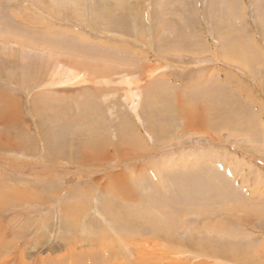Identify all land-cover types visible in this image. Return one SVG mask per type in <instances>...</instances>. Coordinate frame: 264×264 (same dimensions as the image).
<instances>
[{
	"label": "rangeland",
	"instance_id": "obj_1",
	"mask_svg": "<svg viewBox=\"0 0 264 264\" xmlns=\"http://www.w3.org/2000/svg\"><path fill=\"white\" fill-rule=\"evenodd\" d=\"M142 1V8L138 10V5L134 0H93L92 11H98L92 13L96 14L99 9H102L104 24L97 21L93 28L94 31H90L83 22L73 16L69 10L71 7L65 11L59 8L50 14L44 7L46 0H0V34L3 36V39H0V45L4 44L3 47L7 54L12 48L10 49L12 57H6V54L0 52V93L8 94L11 98L17 99L18 103L20 102L18 111L20 118L16 121L19 125L5 126L2 123L0 125V161H2L1 164L6 165L4 171L0 170V179L3 183H0V186L4 187V190L7 188L6 191L12 190L9 187L10 184L24 187L26 190L32 188L37 191L35 196H39L42 198L41 200L47 198V201H51L50 205L49 203L43 205L41 211L37 208L34 209L35 212L29 209L31 214L27 211L28 217L38 216L41 220V227L38 231H35L34 227L29 232L24 230V244L28 245V242L43 234L42 236H45L48 243V245L46 244L47 250H49L47 255L51 264H66L72 255V260L79 256L83 257L82 264H236L229 259L224 247L249 248V257L251 258L248 263L244 264H263L264 229L257 228L256 225L261 222L259 221L261 219L258 216H253V210L249 211L248 209L264 208V144H262L264 142L261 139L264 138V0H230L232 4L230 5L232 13L230 14L227 12L226 6H222L223 0ZM88 7V0H84L83 13L87 20L88 11H90ZM135 18L137 19L135 20ZM27 21L29 22L27 23ZM32 23L35 25H32L31 29ZM37 24L38 26H36ZM136 26L144 33L147 41L151 34L150 27L161 26L163 28V40L158 37L162 34L154 39V52L149 54L143 49L147 45V41L146 43L140 41V44L144 43L142 45L134 43L133 32H135ZM41 30H44L43 32L47 30L44 33L46 34V36L44 35L45 39L51 37L56 41L61 40V44L65 41V45H69H66L65 48L64 44L60 45L57 42L58 46L63 47V51L64 48L69 49L67 57L61 55V61L63 60L62 62L66 63V66L84 69L96 65L98 62L101 65L111 66L112 68H106V71L113 70L115 74L106 76L103 79L104 84L103 82L99 83L101 86H106L98 85L100 88L96 87L98 92H96V88L94 90L87 83L65 89L46 87V80H43L44 71H41L39 65H41V61L48 64L56 63V59L59 61L60 57L53 58L51 53L54 52H51L50 49L47 51L42 45V47L24 48L19 42L8 41L6 38L7 34L11 35L12 33L22 38H24V33H26L25 36L27 33H34L35 36L43 40ZM77 32L81 34L80 37L77 36ZM74 33L77 34L74 35ZM190 33L191 35H189ZM14 35L12 36L14 37ZM63 36H65L64 40ZM66 38L68 39L66 40ZM33 39L30 38L31 41ZM87 39H91V41H86ZM72 41L75 42V45L77 44V48L72 44ZM15 44L21 45L22 48ZM71 44L75 46L73 50L76 49L79 52V54L77 52L73 54L72 50L71 53L73 56L75 55L74 57L71 55L72 58L70 56ZM225 44L228 48L232 46L234 53L230 52L225 56L221 47ZM109 46H113L115 49ZM161 47L163 48L161 49ZM93 49L98 50L93 51ZM138 49L153 57L152 64L147 63L151 67L153 66V69L158 65L163 68L161 72L155 74L156 80L148 82L150 84L148 92H150L142 90L140 92L142 103H144V99L147 102L150 98L153 99V103H156V107L154 106L151 113L150 111L146 113L148 112L146 110L144 111L145 116L142 111H140L141 115L137 114L140 119L142 118V123L131 111L128 94L121 91L126 89L122 84L123 79L131 78V76L136 77L140 73L139 70L125 71L134 65L139 68L143 67V63L140 61H137L140 63H136V59L133 57L136 53L134 51ZM156 49L160 50L159 53ZM58 50V52H63ZM243 51L247 54V58ZM110 53L113 54L110 55ZM130 54L132 55L130 56ZM252 54L256 56L254 60H252ZM104 56L107 58L105 59ZM101 61L107 62L102 63ZM94 62L95 64H93ZM34 74L35 76H33ZM40 82L41 84H39ZM37 84L39 88H35ZM210 86L212 90L210 89L208 93L211 97L205 93ZM101 89L105 94L103 99L97 97V93H100ZM106 89L109 90L108 93H105ZM217 89H219L218 93ZM145 93L146 95H144ZM204 93L207 97L204 96L203 101H207V104L202 103ZM211 93H213V97ZM145 96L146 98H144ZM192 96L195 97L191 98ZM166 98L168 99L166 100ZM160 99L161 101H158ZM176 101L179 104H185H183L182 110L192 111V108L198 106L201 115L204 111L205 113L208 111V114H211L210 118H213L210 126L212 123L214 127L218 124L214 134L217 138L220 134V140L214 143L208 137H193L194 133L189 131L185 124L186 117L182 115V110L177 112L181 116L174 110L178 107L173 105ZM166 102H169L173 107H166ZM199 102L202 105H199ZM231 102L237 104L233 105ZM239 106H242V109ZM205 108L208 110L206 111ZM229 108L233 109L230 111ZM162 112H166L167 117ZM232 112H235L236 115L234 116ZM168 113L170 117H168ZM157 114L159 115L157 116ZM122 116H126L128 127L123 126L125 123ZM149 119H153L156 121L155 123L161 120L160 122L167 127L165 133L154 137V134L147 131ZM216 120L217 122H215ZM250 122H252L251 127L248 125ZM223 125L224 129L221 128ZM233 125L239 127L236 129ZM256 126L260 132L257 137L254 135ZM122 128L127 129V132H130L132 128L140 138L141 147L134 143L122 145L126 143H123L119 138ZM186 128H188L187 131ZM223 133L224 135L221 136ZM5 134L7 135L5 136ZM101 137L102 139H98ZM91 138L94 139L93 142L89 141ZM60 140L63 141L60 142ZM103 141L109 143L107 149L100 144V142L103 144ZM56 148L59 151H56ZM106 152L110 156H106ZM97 155H102V159L97 160V157H101ZM18 166L23 169L24 174L18 173ZM28 167H36L35 170L42 171L41 177L44 178L32 179L30 175H27ZM54 170H58V172L55 173ZM212 173L214 175H211ZM164 180H166L165 184ZM164 185H167V188ZM105 189L112 191L117 200V202L114 200L111 202V207L104 204L110 198L104 193ZM118 194H121L122 198H127V204L132 206L131 208H135L138 214L141 215V212L146 211L154 217L150 221L145 219L146 217H142L145 221H141L140 218L138 220L139 216L135 219L125 217L127 211L122 210L123 205L120 204L121 199L119 200ZM51 195H53V199L49 200ZM69 206L77 209V212L81 214L77 226L72 225L73 227H71L69 223L65 225V219L60 220L57 217L59 209L63 210L65 215L71 214L70 211H66L67 208H70ZM114 215L118 220L120 217L119 222L112 219L111 216ZM166 215H170V227L160 230L157 228L153 232L150 223H154L155 218ZM4 216L2 217L6 218L5 221L10 220L8 219L10 214L7 213ZM20 228L18 227L17 230ZM84 228H91L96 232L92 235L91 245L84 242V236H86L82 234ZM116 234L126 240L129 239V236L132 240L135 239L133 242H129L131 247L125 252L112 253L109 251V244L106 247L103 242L101 243L103 238L104 240L112 238L109 240L115 239L118 242ZM234 245L236 246L233 247ZM75 246L78 249L73 251L72 247ZM117 247L118 245L115 244L114 250H117ZM221 258L222 260H220Z\"/></svg>",
	"mask_w": 264,
	"mask_h": 264
},
{
	"label": "bare ground",
	"instance_id": "obj_2",
	"mask_svg": "<svg viewBox=\"0 0 264 264\" xmlns=\"http://www.w3.org/2000/svg\"><path fill=\"white\" fill-rule=\"evenodd\" d=\"M92 1L93 0H88V5H89V9H90V11H88L89 12V17H88V20L86 19V17H85V15H84V13H83V5H84V0H46V2H45V6L44 7H46V9L48 10V13H53V11H55V10H57V9H61L62 8V10L64 9V11H65V9L67 10V8H69V7H71L69 10L73 13V16L74 17H77L78 18V21H80V22H83L85 25H86V28H88L90 31H94V26H95V23L97 22V21H99V22H101L100 24H104L103 23V21H104V19L102 18V16L104 17V15H103V11H102V9H99V12L98 13H96V14H94V13H92V12H97V11H95V10H93L92 11ZM101 1V0H100ZM135 2H136V4L138 5V10L139 9H141L142 8V4H143V1L141 2V0H134ZM166 1V0H165ZM180 1V0H179ZM224 1V3H223V5L222 6H226V10H227V12L230 14V13H232V10H231V6L230 5H232L231 3H230V0H223ZM226 1V2H225ZM228 1V2H227ZM128 3V2H127ZM125 4H126V2H125ZM221 4V3H220ZM172 5V4H171ZM210 5V4H209ZM62 6V7H61ZM115 8H116V6H115ZM122 8V7H121ZM134 8V7H133ZM68 10V12H70ZM74 12H73V11ZM123 10V9H122ZM132 10V9H131ZM58 12V11H57ZM60 12H62V11H60ZM132 13H134V12H132ZM116 14V13H115ZM136 14H138L137 12H136ZM114 15V14H113ZM112 15V16H113ZM118 16V15H117ZM119 17V16H118ZM141 17H142V15H141ZM14 18H16V16H14ZM18 19V18H17ZM17 19H16V21H17ZM19 19H21V18H19ZM122 19V18H121ZM137 18H135V20H136ZM150 19H151V16H150V18H149V22H150ZM23 21H24V19H23ZM26 21V20H25ZM20 22V21H19ZM21 22H22V20H21ZM29 21H27V23H28ZM24 23V22H23ZM22 23V24H23ZM26 23V22H25ZM117 24V23H116ZM18 25H20L19 23H18ZM29 25V24H28ZM33 25V23L30 25V28H31V26ZM34 25H35V23H34ZM33 25V26H34ZM40 26H41V24H39ZM45 25V24H44ZM80 25V24H79ZM98 25V24H97ZM23 26V25H22ZM36 26H38V24L36 25ZM35 26V27H36ZM119 26V25H118ZM42 27H44L43 25H42ZM46 27H48V25H46ZM27 28V27H26ZM33 28V27H32ZM31 28V29H32ZM68 28V27H67ZM191 28V27H190ZM23 30H24V27L22 28ZM28 29V28H27ZM47 29V28H46ZM106 29V28H105ZM164 29H166V27H164ZM29 31H30V29H28ZM27 30V32H29ZM33 30H36V29H33ZM50 30V29H49ZM104 30V29H103ZM134 30H135V32H133L134 33V43H136V44H139V45H142V44H144V43H141L140 44V41H144L145 43H146V41L147 40H145V35H144V33L140 30V28L139 27H135L134 28ZM150 30H151V34L149 35V37H148V41H147V45L145 46V47H143V49L146 51V52H149V54H150V52H154L155 51V49H154V46H153V43L155 42V38H157V36L159 35V34H162L161 36H158L159 38H161L162 39V36H164L163 35V33H164V31H162L163 30V28L161 27V26H158V28H155V27H150ZM225 30V29H224ZM32 31V30H31ZM42 31V30H41ZM44 31V30H43ZM42 31V32H43ZM120 31V30H119ZM168 31V30H167ZM176 31V30H175ZM226 31V30H225ZM10 32V31H9ZM8 32V33H9ZM16 32V31H15ZM22 32H24V31H22ZM21 32V33H22ZM26 32V31H25ZM45 32H47V30L45 31ZM45 32H43V40H41L39 37H37V36H35L36 34H31V33H27V35L29 36V38H28V36L26 35L25 36V34L26 33H22L24 36V38H22V37H18V36H15L13 33L11 34V32H10V34L11 35H9V34H7V39H8V41H10V40H12V41H14L15 43L16 42H19L20 44H22V46L25 48V47H28V48H31L30 46H34V48H36V47H42L43 46V48H45L47 51L50 49V51L51 52H54V53H51L52 55V57L54 58V57H56V56H58V57H60V59H59V61H57V59H56V63H50V64H48V63H42L43 61H41V65H39L40 67H41V71H44L43 72V74L45 75L44 76V78H43V80H46V83L47 84H45V82H43L44 84H45V86L46 87H48V86H51V87H61V88H63V89H65V88H70V87H72V86H75V85H81V84H83V83H87V84H89V85H91V87L92 88H94V90H95V88L97 87H102V86H106V85H100L99 83H101L102 84V82H103V79L106 77V76H110V75H113V74H115L114 72H113V70H109V71H106V68H112L111 66L109 67L108 65H101V64H99L97 61V64L96 65H93V64H95V62L92 64L93 66H91L90 68L89 67H85L84 69H82L81 68V66H80V68L81 69H76V66H75V68H73L72 66H70V67H68V66H66L65 64L66 63H63L62 61H61V55L62 56H66L67 54H69L67 51L69 50H66L65 48H66V45H65V41L63 42V44H61V40H59V41H56V40H54V39H52L51 37L50 38H48V37H46V39L44 38V35L46 36V34H44ZM50 32V31H49ZM177 32V31H176ZM17 33V32H16ZM20 33V32H19ZM20 33V34H21ZM73 33V32H72ZM78 33V32H77ZM77 33H74V35H76ZM149 33V32H148ZM30 34V35H29ZM48 34H50V33H48ZM175 34V33H174ZM12 35H14V37L12 36ZM37 35L38 36H40L38 33H37ZM57 35V34H56ZM81 36V34L80 33H78V37H80ZM102 35H106V34H102ZM189 35H191V33L189 34ZM22 36V35H21ZM61 35H59V38H61L60 37ZM18 37V38H17ZM67 37H68V35H67ZM70 37H71V35H70ZM69 37V38H70ZM133 37V36H132ZM165 37H167L166 35H165ZM187 37V36H186ZM30 38H34L33 39V41H31L30 40ZM54 38V37H53ZM64 38H65V36H63V40H64ZM73 37H71V39H72ZM82 38V37H81ZM143 38V39H142ZM172 38V37H171ZM170 38V39H171ZM194 38V37H193ZM221 38V37H220ZM0 39H3V36H2V34H0ZM52 39V40H51ZM68 38H66V40H67ZM83 39V38H82ZM147 39V38H146ZM186 39V38H185ZM52 42H51V41ZM54 40V41H53ZM72 40H74V39H72ZM77 40V39H76ZM75 40V41H76ZM90 41H91V39H89ZM88 39L86 40V41H89ZM163 40V39H162ZM188 40V39H187ZM191 40V39H190ZM223 40V39H222ZM41 41V42H40ZM49 41H50V43H49ZM83 41H85V40H83ZM85 41V42H86ZM159 41V40H158ZM184 41H186V40H184ZM37 42H40V43H37ZM57 42L60 44V45H63V46H65V48H64V51H63V47L62 46H60V47H62V48H60L59 46H58V44H57ZM73 42V43H72ZM71 43L72 44H74L75 42L74 41H72ZM100 42V41H99ZM190 42V41H189ZM195 42H197V41H195ZM76 43H78L77 41H76ZM81 43V42H80ZM83 43V42H82ZM88 43V42H87ZM86 43V44H87ZM105 43V42H104ZM159 43V42H158ZM161 43V42H160ZM163 43V42H162ZM161 43V44H162ZM169 43V42H168ZM179 43H180V41H179ZM201 43V42H200ZM46 44V45H45ZM57 44V45H56ZM71 44V45H72ZM79 44V43H78ZM103 44V43H102ZM195 44H197V43H195ZM216 44H217V42H216ZM3 45L4 44H1L0 46H2L1 48H0V52L1 53H3V54H6V57L7 56H9V57H12V53H11V51H10V49H12V48H7V49H9V55L7 54V51H6V49L3 47ZM17 44H15V46H16ZM19 45V44H18ZM17 45V46H18ZM42 45V46H41ZM75 45V44H74ZM74 45H72V49L70 50V53H71V51L73 50V47H75ZM90 45V44H89ZM103 45H109V44H103ZM162 45H165L164 43L162 44ZM161 45V46H162ZM169 45V44H168ZM189 45V44H188ZM202 45V44H201ZM7 46V45H6ZM14 46V47H15ZM20 47H21V45H19ZM54 46H56V47H54ZM67 46H69V45H67ZM88 46V45H87ZM98 46H101V45H98ZM97 46V47H98ZM160 46V45H159ZM166 46V45H165ZM181 46V45H180ZM183 46V45H182ZM205 46V45H204ZM78 46H76V48H77ZM79 47H81V46H79ZM96 47V48H97ZM102 47V46H101ZM109 47H111V46H109ZM108 47V48H109ZM221 47H222V51H223V54L226 56V54L227 55H229V53L231 52H233V47L232 46H230L229 48L226 46V44L225 45H221ZM16 48V47H15ZM22 48V47H21ZM33 48V47H32ZM69 48V47H68ZM104 48V47H103ZM105 48H107V47H105ZM111 48H114L113 46L111 47ZM163 47H161V49H162ZM179 48V47H178ZM189 48V47H188ZM58 49H60V50H62L63 52H58L59 50ZM75 49V48H74ZM115 49V48H114ZM160 49V48H159ZM173 49V48H172ZM191 49H192V46H191ZM197 49V48H196ZM41 50V49H40ZM43 50V49H42ZM98 50V49H97ZM97 50H94L93 49V51H97ZM134 50V49H133ZM189 50V49H188ZM203 50V49H202ZM78 50H76L75 49V51L73 50L72 51V53L73 54H75L76 52H77ZM79 51H80V49H79ZM101 51V50H100ZM108 51H110L109 49H108ZM117 51H119L118 50V48H117ZM141 49H138V50H136V51H134V52H136V53H134V55H133V57H134V59H136L135 60V62L136 63H140V62H142L143 63V67H141V68H139V66H136L135 67V65L132 67H130L131 69H129L128 68V70H126L125 72H129V71H131V70H134V71H138L139 70V74L136 76V77H132L131 76V78H126V79H123V82H122V84L126 87V89H123V90H121L122 92H124V93H126V94H128V102H129V105L131 106V111H133L135 114H136V117H137V119H139V122H141L142 123V118L140 119L139 117H138V113H140V115H141V112L140 111H142L143 112V116H145V114H144V111H148V112H146V113H149V111H150V113H151V110L152 109H154L155 107H156V103H153L154 101H153V99L152 98H150V99H152L151 101H150V99H148V101L146 102L145 101V99H144V103H142V97L140 96L141 94H140V92H141V90L142 91H146V92H148V89L150 88L149 86H150V84L149 83H151V82H153L154 80H156L155 79V77H156V75L155 74H158V72L160 71H162L161 69H163V68H161V67H159V65H158V67L156 66L155 67V69H153V66L151 67L150 65L152 64V62H153V60H152V56L151 55H149V54H147V53H145V51H141ZM156 51L158 52V51H160V50H157L156 49ZM175 51V50H174ZM183 51H186V50H184L183 49ZM182 51V52H183ZM197 51V50H196ZM195 51V52H196ZM15 52V51H14ZM57 52V53H56ZM66 54H65V53ZM90 52H92V51H90ZM99 52V51H98ZM98 52H96V53H98ZM170 52V51H169ZM173 52V51H172ZM171 52V53H172ZM178 52V51H177ZM194 52V51H193ZM200 52V51H199ZM70 54V56L72 55L73 56V54ZM78 54H79V52H77ZM84 53V52H83ZM94 53V52H93ZM159 53V52H158ZM174 53V52H173ZM176 53V52H175ZM203 52L201 51V54H202ZM234 53V52H233ZM243 53H244V56H245V58H247V54L243 51ZM81 54H82V51H81ZM95 54V53H94ZM99 54H100V52H99ZM107 54H108V52H107ZM111 54H113V53H110V55ZM147 54V55H146ZM182 54V53H181ZM54 55V56H53ZM83 55V54H82ZM101 55H103V54H101ZM132 54H130V56H131ZM158 55H160V54H158ZM180 55V54H179ZM39 56V55H38ZM72 56H71V58H72ZM75 56V55H74ZM73 56V57H74ZM100 56V55H99ZM106 56V55H105ZM105 56H104V58H105ZM186 56V55H185ZM26 57V56H25ZM67 57V56H66ZM218 57V56H217ZM255 55H253L252 54V60H254L255 59ZM22 58V57H21ZM49 58H51V57H49ZM57 58V57H56ZM70 58V57H69ZM68 58V59H69ZM77 58H79V57H77ZM87 58V57H86ZM107 58V57H106ZM105 58V59H106ZM130 58V57H129ZM186 58V57H185ZM200 58V57H199ZM223 58V57H222ZM67 59V58H66ZM93 59V58H92ZM131 59V58H130ZM224 59V58H223ZM21 60V59H20ZM51 60V59H50ZM70 60V59H69ZM102 60V59H101ZM151 60H152V62H151ZM22 61V60H21ZM53 61V60H52ZM72 61H73V59H72ZM71 61V62H72ZM84 61V60H83ZM86 61V60H85ZM93 61H95V60H93ZM137 61H140V62H137ZM229 61V60H228ZM231 61H233L232 60V58H231ZM239 61V60H238ZM242 61H244V60H242ZM100 62V61H99ZM102 62V61H101ZM105 62H107V61H105ZM105 62H102V63H105ZM73 63V62H72ZM75 63V62H74ZM147 63H149V64H147ZM119 64V63H118ZM131 64H134V63H131ZM155 64V63H154ZM36 65V64H35ZM72 65V64H71ZM76 65V64H75ZM82 65V64H81ZM140 65V64H139ZM156 65V64H155ZM165 65V64H164ZM122 66V65H121ZM245 66V65H244ZM83 67V66H82ZM118 67V66H117ZM163 67V66H162ZM89 68V69H88ZM127 68V67H126ZM38 69V68H37ZM88 69V70H87ZM119 69V68H118ZM120 69H122V68H120ZM25 71H26V68L24 69ZM125 70V69H124ZM181 72V71H180ZM23 73V72H22ZM118 73V72H117ZM25 74V73H24ZM8 75H9V73H8ZM159 75H160V73H159ZM30 76V75H29ZM33 76H35V74L33 75ZM134 76V75H133ZM155 76V77H154ZM43 77V76H42ZM115 77V75L113 76V78ZM160 77V76H159ZM162 77V76H161ZM160 77V78H161ZM34 78V77H33ZM112 78V77H111ZM162 78H164V77H162ZM109 79V78H108ZM32 80V79H31ZM165 80V79H164ZM112 81V80H111ZM114 81V80H113ZM118 81V80H117ZM116 81V82H117ZM150 81V82H149ZM158 81H160V80H158ZM149 82V83H148ZM206 82V81H205ZM155 83V82H154ZM154 83H152L153 85H154ZM207 83V82H206ZM36 84V83H35ZM34 84V85H35ZM39 84H41V82L39 83ZM103 84H104V82H103ZM116 84V83H115ZM117 84H119V83H117ZM121 84V85H122ZM33 85V84H32ZM99 85V86H98ZM211 85V84H210ZM212 85H214V84H212ZM18 86V85H17ZM39 85L37 84V86L35 87V88H37ZM112 86V85H111ZM217 86V85H216ZM116 87V86H115ZM120 88H121V86H119ZM149 87V88H148ZM219 87V86H218ZM34 88V87H33ZM39 88V87H38ZM45 88V87H44ZM96 88V89H97ZM107 88V87H106ZM147 88V89H146ZM207 88H209V87H207ZM207 88H205V89H207ZM212 87L210 86V88L209 89H207L206 90V92L205 93H207V94H209V96H210V93H208V91L211 89ZM214 88V87H213ZM215 88H217V87H215ZM43 89V88H42ZM98 89H100V88H98ZM98 89H97V91L96 92H98ZM104 89V88H103ZM115 89V88H114ZM152 89V88H151ZM169 89V88H168ZM172 89V88H171ZM220 89H221V87H220ZM27 90H29V89H27ZM40 90V89H39ZM56 90V89H55ZM102 90V89H101ZM162 90V89H161ZM204 90V89H203ZM202 90V91H203ZM212 90V89H211ZM225 90V89H224ZM223 90V91H224ZM23 91V90H22ZM30 91V90H29ZM100 91V90H99ZM105 91V93L107 92L108 93V91L109 90H104ZM174 91H176V90H174ZM196 91H198V90H196ZM196 91H193V92H196ZM200 91V90H199ZM221 91V90H220ZM225 91H227V90H225ZM114 92V91H113ZM150 92V91H149ZM148 92V93H149ZM152 92V91H151ZM189 92H191V91H189ZM188 92V93H189ZM219 92V89H217V93ZM222 92V91H221ZM115 93L117 94V92L115 91ZM205 93L202 95V97H203V99H202V97H199V96H201V95H199V96H197V97H199V98H201L202 99V103L204 102L203 100H204V96L205 97H207L206 95H205ZM216 93V92H215ZM223 93H225V92H223ZM227 93V92H226ZM28 94H29V92H28ZM112 94V93H111ZM110 94V95H111ZM151 94V93H150ZM167 94V93H166ZM171 94V93H170ZM212 94V97H213V93H211ZM97 97H99V98H104V93H103V90L100 92V93H97ZM118 95V94H117ZM144 95H146V93L144 94ZM143 95V96H144ZM152 95V94H151ZM178 95V94H177ZM176 95V96H177ZM197 95V94H196ZM195 95V96H196ZM31 96V95H30ZM107 97H108V95H106ZM111 96H113V94L111 95ZM166 96H168V95H166ZM165 96V97H166ZM174 96V95H173ZM173 96H170V97H173ZM190 96H191V94H190ZM189 96V97H190ZM194 96V97H195ZM216 96V95H215ZM222 96V95H221ZM147 97H149V95H147ZM152 97V96H151ZM156 97V96H155ZM154 97V98H155ZM165 97H163V98H165ZM187 97H188V95H187ZM193 96L191 97V98H194ZM211 97V96H210ZM120 98V97H119ZM144 98H146V96L144 97ZM177 98H178V96H177ZM182 97L180 96V99H181ZM186 98V97H185ZM159 99V98H158ZM168 98H166V100H167ZM171 99V98H170ZM184 99V98H183ZM217 99V98H216ZM110 100V99H109ZM178 100V99H177ZM42 101V100H41ZM56 101V100H55ZM54 101V102H55ZM156 101H157V99H156ZM158 101H161V99L160 100H158ZM164 101V100H163ZM175 101V100H174ZM183 101V100H182ZM184 101H186L185 99H184ZM229 101H230V99H229ZM235 101H237V100H235ZM109 102V101H108ZM173 102V101H172ZM193 102H194V100H193ZM207 102V101H206ZM206 102H204V104L206 103ZM20 103V102H19ZM19 103H18V101H17V99H13V98H11L8 94H3V93H0V125H1V123L2 124H4L5 126L7 125H19V124H17V119L19 120V118H20V113L18 112L19 111ZM162 103V102H161ZM167 104H166V107L167 106H171V107H173V105H176V106H178V107H180V109H177V108H174V110H176V113L178 112V111H180V110H182L181 108L183 107V104H179L178 103V101H176V103H172L173 105H170L169 104V102H166ZM200 103V102H199ZM202 103H200L199 105H202ZM232 103V102H231ZM143 104V105H142ZM160 104V103H159ZM158 104V105H159ZM163 104H164V102H163ZM193 103H191V105H192ZM194 104H195V102H194ZM207 104V103H206ZM233 104V103H232ZM235 104H237V103H235ZM235 104H233V105H235ZM93 105V104H92ZM91 105V106H92ZM110 105V104H109ZM112 105V104H111ZM162 105V104H161ZM185 105V104H184ZM190 105V106H191ZM229 105V104H228ZM239 105V104H238ZM241 105V104H240ZM95 106V105H94ZM140 106H141V108H140ZM143 106V107H142ZM155 106V107H154ZM163 106V105H162ZM187 106V105H186ZM186 106H184V108H186ZM193 106V105H192ZM192 106H191V108H192ZM196 106H197V104H196ZM205 107H206V105H204ZM88 107V106H87ZM106 107V106H105ZM166 107H165V109H166ZM198 107V106H197ZM197 107H195V108H192L193 110L191 111L190 109V111H187V109L186 110H182V115L184 116V117H186V121H185V124H186V126H188V128H186V131H187V129L189 130V131H192L193 133H194V135H193V137H205V138H209L210 140H212L214 143H217L220 139L219 138H221L220 137V134H219V138H217V136H216V134H214V132L217 130V125L214 127L213 126V123H212V126H210L211 125V119L213 120V118H210V116H211V114L209 115L208 114V109L206 110V108H205V110L207 111V113H205V111H204V113H203V111H202V115H201V112H200V109H199V107L197 108ZM202 107V106H201ZM200 107V108H201ZM210 107V106H209ZM228 107H232V106H228ZM237 107V109H238V106H236ZM236 107H233V108H236ZM240 107V106H239ZM242 107V106H241ZM240 107V108H241ZM115 108H118V107H115ZM170 108V107H169ZM197 108V109H196ZM202 108H204V107H202ZM233 108H229L230 109V111L233 109ZM94 109V108H93ZM139 109H142V110H139ZM211 109V108H210ZM219 109V108H218ZM221 109V108H220ZM242 109V108H241ZM78 110H79V108H78ZM95 110V109H94ZM101 110V109H100ZM106 110V109H105ZM139 110V111H138ZM163 110V109H162ZM171 110H173L172 108H171ZM197 110V111H196ZM202 110V109H201ZM204 110V109H203ZM226 110H227V108H226ZM238 110H240V109H238ZM244 110V109H243ZM80 111V110H79ZM154 112H155V110H153ZM199 111V112H198ZM211 111V110H210ZM209 111V113H211ZM221 111H223V110H221ZM228 111V110H227ZM108 112V111H107ZM123 112V111H122ZM137 112V113H136ZM167 112H169V111H167ZM174 112V111H173ZM121 113V112H120ZM160 113V112H159ZM163 114H166V117H167V113L165 112H162ZM172 113V112H171ZM216 113V112H215ZM232 113H234V116L236 115V113H237V111H236V113L235 112H232ZM232 113H230V114H232ZM84 114V113H83ZM105 114V113H104ZM173 114H175V113H173ZM178 114V113H177ZM224 114V113H223ZM223 114H221V116H224ZM238 114V113H237ZM246 114V113H245ZM96 115V114H95ZM123 115V114H122ZM154 115V114H153ZM155 115H156V113H155ZM159 114H157V116H158ZM170 114L168 113V117H170L169 116ZM176 115V114H175ZM178 115H180V114H178ZM242 115V114H241ZM113 116H115V115H113ZM131 116H133V115H131ZM146 116H147V114H146ZM161 116V115H160ZM165 116V115H164ZM181 116V115H180ZM215 116H217V115H215ZM231 116H233V114L231 115ZM243 117H244V115H242ZM250 116V115H249ZM93 117V116H92ZM119 117V116H118ZM152 117V116H151ZM154 117V116H153ZM162 117V116H161ZM214 117V116H213ZM218 117H219V115H218ZM238 117V116H237ZM121 118H124L123 119V122L125 123V124H123V126L124 127H126L127 126V124L128 123H126V116H122ZM134 118V117H133ZM183 118V117H182ZM222 118V117H221ZM240 118V117H239ZM90 119V118H89ZM144 119H146V118H144ZM184 119V118H183ZM216 119V118H215ZM218 119V118H217ZM223 119V118H222ZM234 119H235V117H234ZM241 119V118H240ZM244 119V118H243ZM102 120V119H101ZM147 120V119H146ZM164 120V119H163ZM181 120V119H180ZM226 120H228V119H226ZM237 120H238V118H237ZM242 120V119H241ZM136 121V120H135ZM158 121V120H157ZM161 121V120H160ZM158 122V123H155L156 121H154L153 119H149V126H147L148 127V129H146L147 131H150V133L153 135L154 134V137H156V136H158V135H160V134H164L165 133V131L167 130V127H165L161 122ZM235 121V120H234ZM247 121V120H246ZM122 122V121H121ZM170 122V121H169ZM171 122H173V121H171ZM215 122H217V120L215 121ZM222 122V121H221ZM167 123V122H166ZM174 123V122H173ZM177 123V122H176ZM228 123H230V122H228ZM236 123H239V122H236ZM220 124V123H219ZM242 124V123H241ZM248 124V123H247ZM39 125V124H38ZM116 125V124H115ZM126 125V126H125ZM129 125V124H128ZM135 125V124H134ZM239 125V124H238ZM249 127H251L252 126V122H250L249 124ZM248 125H246V126H248ZM65 126V125H64ZM67 126V125H66ZM169 126V125H168ZM221 126H222V124H221ZM221 126H219V127H221ZM234 126V125H233ZM243 126H244V124H243ZM245 126V127H246ZM115 127V126H114ZM128 127V126H127ZM170 127V126H169ZM229 127H230V125H229ZM229 127H227V128H229ZM235 127V126H234ZM237 127H239V126H237ZM237 127H235L236 129H237ZM241 127V126H240ZM244 127V128H245ZM257 128H255V137H257L258 136V133H259V135H260V132L258 131L259 129H258V126H256ZM263 127V126H262ZM6 128V127H5ZM134 128V127H133ZM174 128V127H173ZM221 128H223L224 129V125H223V127H221ZM231 128V127H230ZM247 128V127H246ZM27 129V128H26ZM25 129V130H26ZM67 131L69 130V129H66ZM120 130H121V128H120ZM129 130V129H128ZM228 130H230L231 131V129H228ZM39 131H40V129H39ZM172 131V130H171ZM177 131H179V130H177ZM218 131H220V130H218ZM70 132V131H69ZM68 132V133H69ZM227 132V131H226ZM237 132H239V131H237ZM244 132V131H243ZM245 132H247V131H245ZM65 133H66V131H65ZM169 133V132H168ZM171 133V132H170ZM217 133V132H216ZM225 133V132H224ZM224 133L221 135V136H223L224 135ZM240 133V132H239ZM248 133V132H247ZM47 134H49V133H47ZM121 135H120V137L119 138H121V140H122V142L124 143V142H126V143H124V144H122V145H126L127 143H134V145H138V146H140L141 147V145H142V143L140 142V138H139V136H137V134L135 133V131H133L132 130V128L130 129V132H127V129L126 130H124V128H122V132L120 133ZM226 134V133H225ZM244 134V133H243ZM253 134V133H252ZM7 134H5V136H6ZM27 135V134H26ZM149 135V134H148ZM156 135V136H155ZM4 136V137H5ZM55 137V136H54ZM53 137V138H54ZM59 137V136H58ZM103 137H105V136H103ZM263 137H264V132H263ZM8 138V137H7ZM51 138V137H50ZM106 138V137H105ZM98 139H102V137L101 138H98ZM254 139V138H253ZM262 139V141L264 142V138H261ZM28 140V139H27ZM42 140V139H41ZM59 140V139H58ZM118 140V139H117ZM51 141V140H50ZM61 141H63V140H60V142ZM89 141H94V139L93 138H91V140H89ZM120 141V140H119ZM119 141H117V142H119ZM1 142H2V138H1ZM19 142V141H18ZM55 143V142H54ZM23 144V143H22ZM61 144V143H60ZM100 144L103 146V148L105 147V149H107V147L109 146V143H105V141H103V144H102V142H100ZM104 144H106V145H104ZM262 144H264V143H262ZM11 145H14V144H11ZM10 145V146H11ZM17 145V144H16ZM31 145H33V144H31ZM45 145H47V144H45ZM127 145H129V144H127ZM134 145H132V146H134ZM1 146V145H0ZM9 146V145H8ZM21 146H23V145H21ZM48 146V145H47ZM47 146H45V147H47ZM55 146V145H54ZM56 146H58V145H56ZM7 147V146H6ZM17 147V146H16ZM129 147V146H128ZM1 148H3V147H1ZM11 148V147H10ZM137 148V147H136ZM17 149H18V147H17ZM120 149V148H119ZM10 150V149H9ZM8 150V151H9ZM122 150H124V149H122ZM4 151V150H3ZM6 151V150H5ZM4 151V152H5ZM11 151V150H10ZM17 151H19V150H17ZM22 151V150H21ZM56 151H59V150H57V148H56ZM2 152V151H1ZM63 152V151H62ZM55 154H56V152H55ZM120 154V153H119ZM128 154V153H127ZM97 156H101V157H97L96 159L97 160H101L102 159V155H97ZM106 156H110L109 154H108V152H106ZM1 162L2 161H0V170H2V171H4V169H6L5 168V166H4V164H1ZM9 163V162H8ZM7 163V164H8ZM40 166V165H39ZM32 167V166H31ZM10 168V167H9ZM35 168L36 167H34V168H29L28 167V169H26V168H24V169H26V171H27V175H30V177H32V179H34V180H38V179H43L42 177H41V172L42 171H37V170H35ZM17 169H18V173L19 172H22L23 171V169L21 168L20 169V166H18L17 167ZM43 169V168H42ZM11 170V169H10ZM13 170V169H12ZM65 170V169H64ZM75 171H77L76 169H74ZM25 171V172H26ZM47 171V170H46ZM10 172V171H9ZM54 172L55 173H57L58 172V170H54ZM15 173V172H14ZM23 174H24V172H22ZM30 173H32V174H30ZM217 173V172H216ZM1 175H2V172H1ZM211 175H214L213 173L211 174ZM217 175V174H216ZM141 177V176H140ZM215 177V176H214ZM213 177V178H214ZM1 178V177H0ZM193 178V177H192ZM223 180H224V178H222ZM192 180V179H191ZM197 180V179H196ZM23 181H25V180H23ZM165 181L166 180H164V184H165ZM194 181V180H193ZM168 182V181H167ZM169 182H171V181H169ZM199 182V181H198ZM0 183H2L1 182V179H0ZM195 183V182H194ZM3 184V183H2ZM163 184V183H162ZM8 185V184H7ZM169 185H170V183H169ZM173 185V184H172ZM189 185V184H188ZM25 186H27L26 184H25ZM9 187H11V189L12 190H10V191H6L7 190V188H6V190H4V187H1L0 186V264H51L50 263V261L48 260L49 258V256L47 255V254H49V253H47V251H49V250H47V247H46V244L48 245V243H47V240L45 239V236H40V237H37L36 239H34L33 241H31V242H28V245L26 244H24L25 243V235L23 234V232H24V230H26V232H29V230L32 228V227H34V229H35V231H38L39 229H40V227H41V220L38 218V216L36 215V216H34V217H28L29 215H27V211L31 214V211L29 210V209H32L33 211H34V209H39V211H41V207L43 206V205H47L46 203H49V205L51 204V201H47V198L45 199V200H41L42 198H40L39 196H35V195H37V191H34V189H28V190H26L24 187L23 188H21V187H18V186H15V185H13V184H10V186ZM29 187V186H28ZM120 187V186H119ZM164 187H166L167 188V185H164ZM169 187V186H168ZM173 187V186H172ZM127 188V187H126ZM3 189V190H2ZM169 189H170V187H169ZM41 190V189H40ZM44 190V189H43ZM163 190H165V189H163ZM134 191V190H133ZM168 191V190H167ZM42 193V192H41ZM44 193V192H43ZM104 193L108 196V197H110V198H108V201L107 202H104V204L108 207H111L110 205H111V202L114 200V201H116L117 202V200L114 198V193L112 192V191H109L108 189H105V191H104ZM58 194V193H57ZM234 194H236V193H234ZM38 195H39V193H38ZM237 195V194H236ZM44 196V195H43ZM118 196H119V200H120V204L121 205H123V208H122V210H124V211H127V215H124L125 217H130V218H133V219H135L136 217H138L137 219L139 220V218L141 219V221H145V219H148L149 221H150V219L152 218V217H154V216H152V215H150V213L149 212H141L142 214L140 215V213L138 214V212H136L135 211V208H131L132 206H130V205H128L127 203H128V200H127V198H125V197H120L121 196V194L119 195L118 194ZM45 197V196H44ZM48 197V196H47ZM56 197H57V195H56ZM56 197H55V199H56ZM51 199H49V200H52L53 199V195H51V197H50ZM69 198V197H68ZM174 198H175V196H174ZM132 199V198H131ZM64 200V199H63ZM62 200V201H63ZM172 203H173V201H172ZM174 204V203H173ZM70 207V206H69ZM75 207V206H74ZM131 208V209H130ZM241 208H242V206H241ZM238 209H239V207H238ZM248 209V208H247ZM82 210V209H81ZM232 210V209H231ZM231 210H229V211H231ZM249 211H252V212H254V213H252V215L253 216H258L261 220H259V221H261V222H259L258 223V225H256L257 226V228L259 229H264V208H257V210H255V209H248ZM66 211H70V213L72 214H69V215H65V213L63 212V210H61V209H59V210H57V217H58V219H65V221L64 222H66L65 223V225L66 224H70V226L71 227H73L72 225H75V226H77L76 224L79 222V218H80V216H81V214L79 213V212H77V209H75V208H73V207H70V208H67V210ZM144 211V210H143ZM35 212V211H34ZM38 212V211H37ZM232 212V211H231ZM234 212V211H233ZM4 213H5V216H6V214L8 213V214H10V218H8V219H10L9 221H12V222H9L8 220V222L7 221H5L6 220V218H3L2 216H4ZM235 213V212H234ZM245 213V212H244ZM247 213V212H246ZM3 214V215H2ZM40 214V213H39ZM66 214H68L67 212H66ZM83 214V213H82ZM86 214V213H85ZM114 214H115V212H114ZM143 214H144V216H143ZM219 214V213H218ZM149 215V218H147V216ZM207 215V214H206ZM220 215V214H219ZM237 215V214H236ZM242 215V214H241ZM4 216V217H5ZM85 216V215H84ZM208 216V215H207ZM223 216V215H222ZM238 216V215H237ZM246 216H247V214H246ZM65 217V218H64ZM112 217V219H115L114 221H118L119 222V220H120V217H119V220L118 219H116V217H115V215L114 216H111ZM110 217V218H111ZM142 217H146L144 220H143V218ZM245 217V216H244ZM251 217V216H250ZM38 218V219H37ZM218 218V217H217ZM246 218V217H245ZM244 218V219H245ZM156 220L154 221V223H150V228L151 229H153V232L154 231H156L157 230V228H158V230H160V229H162V228H164V227H170V225H169V219H170V215H166V216H164V217H161V218H155ZM81 220V219H80ZM210 220V219H209ZM246 220V219H245ZM174 221V220H173ZM247 221V220H246ZM238 222V221H237ZM240 222V221H239ZM173 223V222H172ZM222 224V223H221ZM225 224V223H224ZM229 224V223H228ZM239 225V224H238ZM81 226V225H80ZM225 226H226V224H225ZM18 227H21L19 230H17V228ZM90 227V226H89ZM228 227V226H227ZM81 228V227H80ZM212 228V227H211ZM221 228V227H220ZM256 228V227H255ZM72 229V228H71ZM204 229V228H203ZM207 229V228H206ZM234 229V228H233ZM115 230V229H114ZM205 230V229H204ZM214 230V229H213ZM203 231V230H202ZM264 231V230H263ZM209 233V232H208ZM26 234V233H25ZM82 234L83 235H86V236H84V242L85 243H89L90 245L92 244V242L91 241H93V236L92 235H94V234H96V232H95V230L94 229H91V228H84V229H82ZM207 234V233H206ZM90 236H92L91 238H90ZM116 238H117V240H118V242L114 239L113 241H111V240H109V239H112V238H106L105 240H104V238H103V241H101V243L103 242L104 244H105V246L106 247H108V244H109V251L110 252H112V253H115V254H118L119 252H125L127 249H129L130 247H131V244L129 243L130 241L131 242H133L134 240H132V238L129 236L128 238V240H126L124 237L122 238V237H120V235L118 236L117 234H116ZM262 236V235H261ZM134 237V236H133ZM131 239V240H130ZM54 241V240H53ZM56 241V240H55ZM108 241V242H107ZM262 242V241H261ZM100 243V244H101ZM120 243V244H119ZM122 243V244H121ZM255 243V242H254ZM70 244V243H69ZM118 245V247H117V250H114V245ZM147 244V243H146ZM261 244V243H260ZM68 245V244H67ZM133 245V244H132ZM253 245V244H252ZM252 245H251V247H252ZM263 246H264V244H262ZM261 245V246H262ZM213 246V245H212ZM232 246V245H231ZM236 245H234L233 247H235ZM260 246V245H259ZM209 247H210V249H211V245H209ZM224 247V246H223ZM251 247H250V249H251ZM254 247V246H253ZM125 248V249H124ZM157 248H159V247H157ZM238 248H240V247H236V248H230V247H224V249H225V251H226V253L229 255V259L232 261V263H248L249 261H250V258L251 257H249V248H242L241 247V249H238ZM52 249V248H51ZM65 249H66V247H65ZM72 249H73V251L74 250H76V249H78L76 246L75 247H72ZM217 249V248H216ZM263 249V248H262ZM212 250V249H211ZM218 250V249H217ZM217 250H216V252H217ZM63 251V250H62ZM78 251V250H77ZM169 251V250H168ZM198 252V251H197ZM205 252V251H204ZM203 252V253H204ZM262 252V251H261ZM65 253H66V251H65ZM69 253H70V250H69ZM155 253V252H154ZM161 253V252H160ZM220 253V252H219ZM92 254V253H91ZM207 254V253H206ZM212 254V253H211ZM218 254V253H217ZM221 254V253H220ZM55 255V254H54ZM214 255V254H213ZM223 255H224V253H223ZM262 255H263V253H262ZM208 256V255H207ZM210 256V255H209ZM208 256V257H209ZM220 256V255H219ZM222 256V255H221ZM224 256H226V255H224ZM178 257V256H177ZM180 257V256H179ZM217 257V256H216ZM223 257V256H222ZM264 257V256H263ZM68 258H69V256H68ZM72 258H73V255L71 256V258H69V261L66 263V264H82V260H83V257H81V256H79V257H77V258H75L74 260H72ZM259 258V257H258ZM260 258H261V256H260ZM121 259V258H120ZM136 259V258H135ZM137 260V259H136ZM220 260H222V258L220 259ZM263 261V260H262ZM130 262V261H129ZM142 262V261H141ZM222 262V261H221ZM225 263V262H224ZM251 264H255V263H251ZM258 264V263H257ZM264 264V263H263Z\"/></svg>",
	"mask_w": 264,
	"mask_h": 264
}]
</instances>
